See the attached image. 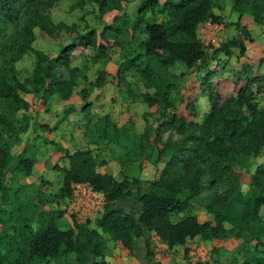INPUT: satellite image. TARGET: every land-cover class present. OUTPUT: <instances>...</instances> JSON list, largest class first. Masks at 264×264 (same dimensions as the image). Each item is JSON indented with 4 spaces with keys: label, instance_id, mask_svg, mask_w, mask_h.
I'll list each match as a JSON object with an SVG mask.
<instances>
[{
    "label": "trees",
    "instance_id": "trees-1",
    "mask_svg": "<svg viewBox=\"0 0 264 264\" xmlns=\"http://www.w3.org/2000/svg\"><path fill=\"white\" fill-rule=\"evenodd\" d=\"M47 1L54 5L60 0ZM89 1L98 5L100 18L104 20L105 15L112 10L121 11L126 0ZM235 1L240 6L242 3L249 4V0ZM42 4L43 0H0V63L2 59L6 61L7 55H12L10 61L14 65L26 54L36 56L34 73L24 83L16 82L15 86L6 81L0 83L1 97L14 103L17 111H30L32 108L31 103L22 98L18 91L41 100L42 106L54 95L70 100L81 81L86 79L83 69L71 66V58L92 49L95 51L94 65H109L112 63L109 52L114 48L125 47L122 37L129 34L131 26L130 17L124 10L112 22L113 25L121 23V27L107 26L101 34L96 31L84 34L78 26H73L75 37L71 42L57 44L52 55L48 56L33 47L38 38L37 30L48 37L58 32L57 26L39 10ZM156 4L159 5L156 0L144 2L139 14L145 13L149 7L153 9ZM161 11L162 14L170 15L171 22L145 25V56L155 59L162 68L177 63L189 70L205 66L207 51L197 32L201 25L214 19L213 1L185 0L177 3L169 0ZM238 29L240 35L231 45L238 49L240 59H243L247 52L246 40H253L246 27L239 26ZM130 70L131 65L119 66L116 79L121 82L122 73ZM62 71L69 72L70 77L63 78ZM241 72L243 69L238 74ZM11 73L14 74L13 69ZM109 76L112 75L107 71L100 73L95 87L103 88ZM141 76L155 90L154 94L143 95L144 102L163 109L160 117L162 122L152 135L143 136L156 151L155 165L163 163L165 166L161 177L152 182L149 191L145 192L139 179L131 181L124 177L117 180L98 172L100 164L90 148L73 154L65 152L68 165L61 168L64 169V179L59 198H71L73 185L87 184L96 192L104 194V212L96 221V228H91V221L88 220L75 223V227L67 231L59 225L64 214H55L45 220L37 232L27 231L20 244L18 242V254L9 264H42L57 258L61 253L74 254L77 264H110L107 261L111 253L104 238L106 235L111 236L127 257L135 254L138 240L151 236L158 238L169 249L183 248L188 256L192 241L196 238L206 241L217 238L224 224L237 229L240 226L249 227L250 233L254 235L252 243L255 247L264 246V223L261 218L264 208V164L252 173L249 168V160L261 156L264 151V110L258 111L249 102L245 103L243 90L236 98L224 99L216 86L213 89L209 85V76H206L202 78L199 89L204 94L209 93L212 107L200 122L195 106L197 97L187 100L185 112L190 116L185 112L177 113L169 101L170 90L176 92L177 88L173 85L163 86L151 67L141 70ZM81 97L84 100L89 98L87 90L82 91ZM91 106L85 101L83 111L89 112ZM245 108L250 111V118L244 115ZM104 120H107L108 126L99 132L101 135L97 136L101 137L98 142H94L95 145L106 139L108 141V128L117 129L108 118ZM7 123L0 114V126H9ZM170 127L175 136L164 140ZM6 156L8 154L2 147L0 157ZM19 165L26 176H30L35 159L21 156ZM244 186H248L247 191H244ZM130 199L140 208L139 215L125 210L124 206ZM196 208L206 209L214 217L216 226L203 223L197 214L191 212ZM174 217L182 218L173 221ZM146 248L147 257H150L152 253L148 242Z\"/></svg>",
    "mask_w": 264,
    "mask_h": 264
},
{
    "label": "rangeland",
    "instance_id": "rangeland-1",
    "mask_svg": "<svg viewBox=\"0 0 264 264\" xmlns=\"http://www.w3.org/2000/svg\"><path fill=\"white\" fill-rule=\"evenodd\" d=\"M151 1L155 0L123 1L122 12L119 9L112 10L101 20L98 5L89 0H60L54 5L43 0L39 10L47 15L55 27L57 26L58 32L55 36L48 37L37 30L38 38L34 47L46 51L48 56L52 55L57 44L65 45L71 42L75 37L73 26H78L84 34L90 31L101 34L107 26L113 25V19L120 16L123 10L128 13L131 26L129 34L122 37L125 47L114 48L109 52L112 61L109 65H94L95 51L92 49H88L91 51L88 53L87 50L81 52V55L78 53L79 61H84L82 73L84 76L88 75V80L95 81L100 73L106 71L112 75L108 77L105 86L99 89L95 84L90 87L87 77L81 81V87L88 88L89 98L85 101L90 105L96 103L98 106L93 113L89 111L81 114L78 111L72 114L74 108L71 107L84 102L79 96L73 95L69 101H64L54 95L42 106L41 100L33 95L27 96L23 91L18 93L31 103L32 108L30 111H17L14 103L1 97L0 93V114L9 125L0 126V149L3 147L10 156L0 157V264H9V261L14 260L19 250L18 242L20 244L27 231L37 232L45 220L59 212L64 214L59 220L60 228L64 231L73 229L75 223H85L88 220L91 221V228H96V221L104 212V194L98 193L96 198L91 199L79 194L77 185H73L71 198H59L64 179V169L60 166L65 168L68 165V160L64 157L65 152L73 154L86 148L92 149L94 154L99 152L100 173L104 172L102 174L117 180L124 177L131 181L139 179L145 192L149 191L152 182L161 177L165 166L163 163L155 165L156 151L143 136L152 135L162 122L160 117L163 109L160 110L143 100L144 94L155 92L142 79L141 70L144 68L151 67L163 86L173 85L177 88L176 92L170 90L169 96V101L173 103L177 113L185 112L187 100L197 97L195 106L198 112L197 120L200 122L212 107L209 93L204 94L199 89L202 78L206 76H209V85H212L213 89L216 86L217 92L224 99L236 98L243 90L245 103L249 102L253 109L258 111L264 110V0H249L248 5L242 3L241 6L235 0H212L215 17L201 25L197 32L207 51L208 60L205 66L193 70L179 63L162 68L155 59L145 56V25L171 22L168 13H161L163 5L169 0H156L159 5L156 4L153 9L149 7L145 13L139 14L144 2ZM174 1L180 3L185 0ZM121 25L120 23L113 27L120 28ZM239 26L246 27L249 37L253 40H246L247 52L246 58L243 59H240L238 49L231 45L240 35ZM11 57L12 55H7L6 61L2 59L0 63V83L6 81L15 86L16 82L22 84L33 75L36 56L32 53L26 54L15 65L10 61ZM124 64L131 65V70L122 73L119 82L116 73L118 67ZM12 69L14 74L11 73ZM242 69L243 72L238 74ZM61 73L63 78L70 77L69 72ZM65 110L66 120L57 125ZM244 111V115L250 118V111L246 108ZM106 112L112 119L119 120L120 129L108 128V141L106 139L95 145L94 142H98L101 137L97 136L99 132L108 126L107 120H104L109 119ZM185 114L190 116L186 112ZM41 122H47L50 127L57 125V129L54 132L44 130L45 128L38 124ZM172 135L174 131L170 127L164 135V140ZM21 156L35 159L30 176H26L19 165ZM263 164L264 151L261 156L249 160L251 173ZM247 190L248 186H244V191ZM86 193L91 191L87 190ZM124 207L127 212L140 214V208L131 199ZM191 212L197 214L203 223L216 226L214 217L206 209L196 208ZM79 214L83 217L81 222L77 220ZM181 218L174 217L173 221ZM261 218L264 223V208ZM248 228L240 226V230L230 224H224L217 238L211 241L196 238L192 241L188 256L183 248H178L177 253H170L160 240L151 236L138 240L136 255L127 257L116 246L111 236L106 235L104 238L111 253L107 261L110 264H144V251L147 250L148 242L150 248L157 251L156 256L163 261L161 263L159 259V262L155 259L157 264H263L264 246L255 247L252 243L254 235ZM262 239L264 242V235ZM152 256L155 257L152 253L147 259ZM179 258L183 261L177 262ZM153 261L154 259L149 263ZM42 264H77V259L74 254L61 253L57 258Z\"/></svg>",
    "mask_w": 264,
    "mask_h": 264
},
{
    "label": "crops",
    "instance_id": "crops-1",
    "mask_svg": "<svg viewBox=\"0 0 264 264\" xmlns=\"http://www.w3.org/2000/svg\"><path fill=\"white\" fill-rule=\"evenodd\" d=\"M34 45H35V42H34V44H33V47H34ZM34 49L36 50V51H38V52H41V53H44V54H46L47 52L46 51H43V50H40V49H37V48H35L34 47ZM88 52H91V51H86V53H88ZM82 53H80V55H81ZM79 59H80V56H79V54L78 55H76L75 57L73 56L72 58H71V66L73 67V68H79V69H82L83 67V63H84V61H83V63H81L80 61H79ZM85 60H87V59H85ZM86 77H87V81H89L88 83H89V85H90V87L92 86V85H94L95 83H96V81H97V78H96V80L95 81H93V80H88V75H86ZM88 88H82L81 87V83H80V86H79V88L76 90V92L74 93V96H79V97H81V93H82V91L83 90H87ZM90 93V92H89ZM56 96H59V95H56ZM60 97V96H59ZM61 98V97H60ZM62 99V98H61ZM63 100V99H62ZM82 100V99H81ZM64 101H69V100H64ZM83 101V100H82ZM84 102H85V100H84ZM84 102H82L80 105H75L74 107H71L73 110L71 111L72 112V114L73 113H77L78 111H80L81 112V114L82 113H86V112H84L83 111V108H84ZM70 108V109H71ZM96 108H98V106L96 105V103H95V105L94 104H92V106H91V109H90V111H92V113L95 111V109ZM58 115V114H57ZM106 115L107 116H109L108 115V112H106ZM64 116L66 117V110L65 111H63V113L61 114V119L57 122V125H60L61 124V122H63V121H65L66 119L64 118ZM109 119H110V122H111V124L113 125V126H115V127H118V129H120V127H119V120H115V119H112L111 118V116H109ZM39 124V126H41V128H43L42 126H44V130H48V131H50V132H54V130H56L57 129V125L55 126V127H53V126H47V125H49L47 122H41V123H38ZM64 142V141H63ZM65 147H66V145H65ZM92 150V149H91ZM76 151V150H75ZM75 151H73V152H75ZM93 151V150H92ZM94 153V152H93ZM95 155V157H97V159H99L98 158V155H99V152L97 153V154H94ZM56 165V164H55ZM59 165V164H58ZM61 168H63V166H60ZM100 167V166H99ZM99 168H98V172H99ZM102 173H104V172H102ZM127 204V203H126ZM158 239V238H157ZM159 240V239H158ZM196 240V239H195ZM163 247L164 248H166V249H168V250H170V253H172V252H174V253H177L176 251H179V249L178 248H175V249H169V248H167L168 246L167 245H163ZM151 249V253H153V255H155V257L153 258V256L151 257V259H147V254H148V252H147V250H145L144 251V264H150L149 262H151L153 259H154V261L151 263V264H157L158 262H159V260H160V262L162 263L163 261H162V259H159V256H156V252L157 251H154V249L151 247L150 248ZM136 253H137V251H136ZM136 253H135V255H136ZM155 259L156 260H158V262H156L155 261ZM135 260V259H134ZM177 262H182L183 260H182V258H179V259H177L176 260Z\"/></svg>",
    "mask_w": 264,
    "mask_h": 264
},
{
    "label": "built area",
    "instance_id": "built-area-1",
    "mask_svg": "<svg viewBox=\"0 0 264 264\" xmlns=\"http://www.w3.org/2000/svg\"><path fill=\"white\" fill-rule=\"evenodd\" d=\"M87 190L91 191V193L87 194L86 193ZM77 191L79 194H83V196L91 198V199L96 198V195L98 194V192H96L93 188L91 189V186H89L87 184L77 185ZM77 220L79 222H81L83 220V217L81 216V214L77 215Z\"/></svg>",
    "mask_w": 264,
    "mask_h": 264
}]
</instances>
